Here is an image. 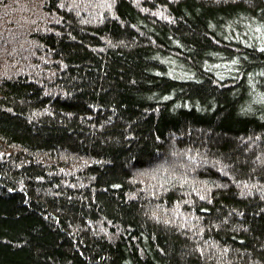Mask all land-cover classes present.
<instances>
[{
    "label": "trees",
    "instance_id": "16d2710c",
    "mask_svg": "<svg viewBox=\"0 0 264 264\" xmlns=\"http://www.w3.org/2000/svg\"><path fill=\"white\" fill-rule=\"evenodd\" d=\"M0 264H264V0H0Z\"/></svg>",
    "mask_w": 264,
    "mask_h": 264
}]
</instances>
